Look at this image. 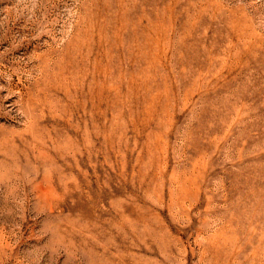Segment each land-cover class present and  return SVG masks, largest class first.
<instances>
[{"label": "rangeland", "instance_id": "rangeland-1", "mask_svg": "<svg viewBox=\"0 0 264 264\" xmlns=\"http://www.w3.org/2000/svg\"><path fill=\"white\" fill-rule=\"evenodd\" d=\"M0 264H264V0H0Z\"/></svg>", "mask_w": 264, "mask_h": 264}, {"label": "bare ground", "instance_id": "bare-ground-1", "mask_svg": "<svg viewBox=\"0 0 264 264\" xmlns=\"http://www.w3.org/2000/svg\"><path fill=\"white\" fill-rule=\"evenodd\" d=\"M248 47V46H247ZM250 49V48H249ZM247 52H248V50H247ZM246 94V93H245Z\"/></svg>", "mask_w": 264, "mask_h": 264}]
</instances>
